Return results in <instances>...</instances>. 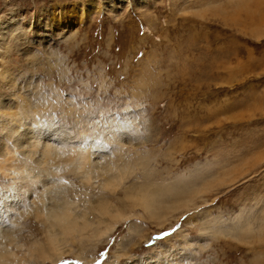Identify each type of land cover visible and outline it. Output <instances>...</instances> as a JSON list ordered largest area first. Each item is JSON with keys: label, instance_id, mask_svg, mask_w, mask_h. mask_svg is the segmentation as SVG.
Here are the masks:
<instances>
[{"label": "rangeland", "instance_id": "obj_1", "mask_svg": "<svg viewBox=\"0 0 264 264\" xmlns=\"http://www.w3.org/2000/svg\"><path fill=\"white\" fill-rule=\"evenodd\" d=\"M25 128L55 149L33 165L49 206L112 208L106 236L26 264H264V0H0V164L30 163ZM16 176L0 202L25 254L43 202ZM148 185L174 191L154 218L127 195Z\"/></svg>", "mask_w": 264, "mask_h": 264}, {"label": "bare ground", "instance_id": "obj_2", "mask_svg": "<svg viewBox=\"0 0 264 264\" xmlns=\"http://www.w3.org/2000/svg\"><path fill=\"white\" fill-rule=\"evenodd\" d=\"M90 6L91 8H95V2H90L89 7ZM25 129V132H22L17 138V148L23 157L27 160L30 158V163L16 165L10 157L6 158L7 160L0 164V169L5 173H8L9 169H14V172L17 174L15 180L18 182L17 185H19L18 191H21L23 194H19V196H16V194L13 198L16 199L17 197H21V199H40L43 202L44 205L41 204L43 207L40 206L42 207V210L40 209V212L38 211V213H36V218L43 224L45 243L35 244L36 247L34 246V248L30 246L29 248H26V253L22 254V251H24V244L19 241L17 237L18 235L14 233L15 231L10 229L13 227L11 224V218L13 215L12 208L21 205L19 204L20 201L19 199H16V205L14 202L10 205L7 201L0 202V264H26L29 262V259L32 260L33 258L44 256L45 251L48 248L56 255V258L52 260V262L56 263V261L65 256L66 253L69 254L74 252L72 249L73 244L80 247L84 246L85 243L96 239V237L98 238L102 235L106 236L107 231L102 230L101 227L105 224L104 218L112 214V208L110 209L106 203H100L94 208L95 213L97 212V217L96 220H93L88 212H83L82 214L77 213L73 208L74 204L68 201L64 204L62 203L63 206L59 205L60 207H58V205L53 206L51 203L52 206H49L47 199H49L50 194L52 195L50 186L54 184V181L51 180L54 172L52 176L49 175V172L45 175L42 174V169L37 170L36 168H33V165L39 167L42 164L40 159L35 160L34 157H36L37 154L41 158L54 157L55 149L54 146L48 145L46 140L42 142V139L39 140L37 137V141H35L32 137V130L30 128L29 130L27 128ZM38 147L41 148L40 151H33L34 148ZM74 159L73 162L77 164V167L74 168V170L81 171L82 174H85V178H87L88 181H93V170L96 168V164H94L86 154H82V152L74 155ZM106 173L107 175L110 174L108 170ZM109 179L111 181V175L109 176ZM107 184L109 183L107 182ZM149 186L150 185H148V187L142 186L141 188L132 190V192L127 193V195L130 197L129 200H131L132 207H142L147 214L149 213V217L154 218L160 213L158 205H170L166 201L167 196L173 194L174 191L170 192V190H166V192L156 190L157 192H154L150 190ZM52 197L51 199H56L55 196ZM16 219L17 218H15V220Z\"/></svg>", "mask_w": 264, "mask_h": 264}, {"label": "snow or ice", "instance_id": "obj_3", "mask_svg": "<svg viewBox=\"0 0 264 264\" xmlns=\"http://www.w3.org/2000/svg\"><path fill=\"white\" fill-rule=\"evenodd\" d=\"M113 118H115V117H113ZM113 132H114V130H113Z\"/></svg>", "mask_w": 264, "mask_h": 264}]
</instances>
